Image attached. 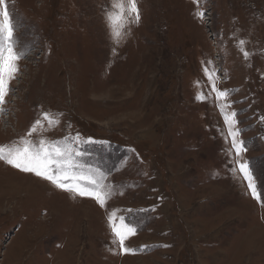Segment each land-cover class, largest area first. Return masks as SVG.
Returning a JSON list of instances; mask_svg holds the SVG:
<instances>
[{"label": "rangeland", "instance_id": "1", "mask_svg": "<svg viewBox=\"0 0 264 264\" xmlns=\"http://www.w3.org/2000/svg\"><path fill=\"white\" fill-rule=\"evenodd\" d=\"M136 3L140 20L116 44L111 0H6L24 55L0 145L40 119L32 141L78 151L73 172L112 194L101 207L0 161V264H264V0ZM218 103L236 113L240 158ZM112 212L137 228L134 254L113 244Z\"/></svg>", "mask_w": 264, "mask_h": 264}, {"label": "snow or ice", "instance_id": "2", "mask_svg": "<svg viewBox=\"0 0 264 264\" xmlns=\"http://www.w3.org/2000/svg\"><path fill=\"white\" fill-rule=\"evenodd\" d=\"M0 7L3 9L0 11V105H3L8 93V84L19 71L17 62L24 54L15 51L13 25L7 10L6 0H0ZM197 15L203 18L204 13L199 12ZM139 20L140 15L136 0H111V10L106 13V23L114 43H121L127 34L124 31L127 26L133 22L138 23ZM240 44L243 45L244 41H240ZM244 56L247 58L248 53L245 52ZM204 72L212 85L211 91L215 93L216 100L218 102L226 101L228 92L216 88L214 73L207 68L204 69ZM206 98L203 93L197 96V99L202 101ZM217 106L220 108L227 125V136L231 138V149L240 158L241 154L246 151V147L243 141L237 139L240 130L236 127L238 123L236 113L226 111V108L230 107L227 103H218ZM2 110L0 108V111ZM43 120L47 121L50 127L59 123L48 113L43 114ZM43 127L42 121L37 119L27 136L21 137L18 142L11 145H0V161L20 171L32 173L48 180L61 190L78 196L93 198L101 207H104L112 193L110 189L106 190V186L102 183L103 177L98 180L91 175L74 173L73 169L78 165L74 162L73 155H80V153L67 145L60 147L57 143L49 142L43 138L34 143L31 139L33 133H36L38 128L42 129ZM236 163L238 165L236 170L248 182V188L253 197L259 200L248 163L242 159H237ZM69 181L70 183H67ZM107 219L114 237L113 244L118 245L121 254H134L136 249L126 247L125 242L136 234L137 228L123 217H117L115 212L110 213Z\"/></svg>", "mask_w": 264, "mask_h": 264}]
</instances>
